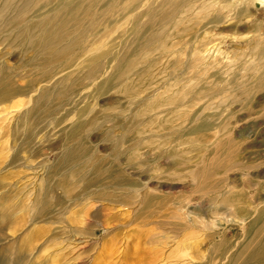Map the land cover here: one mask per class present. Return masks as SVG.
Returning a JSON list of instances; mask_svg holds the SVG:
<instances>
[{"label": "rangeland", "instance_id": "1", "mask_svg": "<svg viewBox=\"0 0 264 264\" xmlns=\"http://www.w3.org/2000/svg\"><path fill=\"white\" fill-rule=\"evenodd\" d=\"M203 2L150 51L147 0H0V264H264V5Z\"/></svg>", "mask_w": 264, "mask_h": 264}, {"label": "bare ground", "instance_id": "2", "mask_svg": "<svg viewBox=\"0 0 264 264\" xmlns=\"http://www.w3.org/2000/svg\"><path fill=\"white\" fill-rule=\"evenodd\" d=\"M200 1L201 0H147L149 9L152 12V16L149 17L148 22L142 21L141 19H139L140 16L137 15L134 18L135 20H131L128 26H127L126 22L123 23L122 27L123 28L125 27L124 28L125 30H123V33H132L133 32V34H134L133 38H135V40L137 42L136 47H135L136 49L134 48V50H137L139 47H141L142 50H144V49L149 50L151 48L150 47V45H151L150 39H152L154 37H157L154 39L160 40L164 44L167 42H169V43H172L175 41L180 42L182 36L185 35L187 33V31L190 29L191 20L187 18V19H181L179 21H176L175 15L178 11V8H181V7L187 8L188 9L187 13H188L189 11H191V9L195 8V5H197ZM217 1L218 0H212V2L210 4H206V2H203L205 4L202 3L203 5L200 7L201 13L203 15H208V14L210 15V13H211V15L213 16L215 13L223 14L225 12V10H230L231 12L234 11L236 14H239V12L241 11V7H244L245 8L244 10L246 12L250 6L254 9V7H256L258 3H261L262 5H264V0H242L240 3V6L234 7L231 5L230 2L225 3V0H223L222 3L221 2L217 3V5L214 6V4ZM156 10H158V12H156ZM155 13H157L156 16H155ZM141 24H143L144 26H142ZM171 26H173L172 29H169ZM181 26H185V29H180ZM156 27H157V31L155 30ZM176 30H178V33L176 35H171V36L165 35L167 33H170L171 31H176ZM143 33H149V34L151 33L153 35L151 37H149L148 35L143 36ZM146 39H147V41H146ZM255 39H257V37ZM207 40H208V37H207L206 41ZM146 42H147V44H145ZM166 49L168 51L171 50V48H166ZM150 51H151V49H150ZM205 52L207 53V55L209 54L208 57H213L215 62H220L222 60L220 58V56L224 55V54L220 53V50L214 49V47L208 48ZM146 53L147 52L145 51L144 54L146 55ZM203 54L204 53H201V51L199 50V52L196 53L194 56L195 60L193 61L191 59V61H192L191 66L194 67L195 71H196V66H197L198 62L201 63V61L203 60V58H202ZM206 60H204V63ZM202 64H203V62H202ZM251 69L252 68H251V64H250L248 66V72L251 71ZM197 72H204L203 68L198 69ZM205 73H204L203 77H205ZM258 75H260V74H258ZM263 75H264V73H263ZM263 75L261 74L260 78H263V80H264ZM238 85H240L241 87L246 89V84L240 83ZM175 97H178V96L175 95ZM170 98H171V96L169 97V99ZM176 99L177 98L172 99L173 103ZM235 214H237V213H235ZM256 237L258 238L257 240H259V243L256 244L257 246H254L255 248H253V249L248 248V249H250V252L247 251L245 253L247 257L255 258L258 255L264 254V229H261L258 232Z\"/></svg>", "mask_w": 264, "mask_h": 264}]
</instances>
